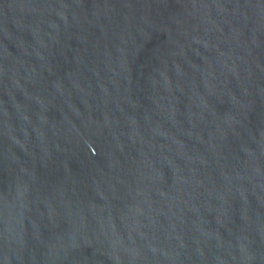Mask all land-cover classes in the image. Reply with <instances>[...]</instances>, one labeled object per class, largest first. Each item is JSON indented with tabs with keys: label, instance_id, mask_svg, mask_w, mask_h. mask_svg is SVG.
<instances>
[{
	"label": "water",
	"instance_id": "1",
	"mask_svg": "<svg viewBox=\"0 0 264 264\" xmlns=\"http://www.w3.org/2000/svg\"><path fill=\"white\" fill-rule=\"evenodd\" d=\"M0 264H264V0H0Z\"/></svg>",
	"mask_w": 264,
	"mask_h": 264
}]
</instances>
